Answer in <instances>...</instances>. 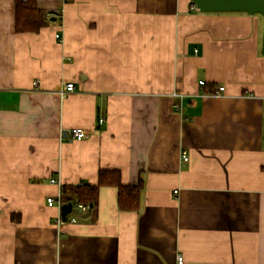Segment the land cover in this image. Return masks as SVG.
Here are the masks:
<instances>
[{
    "label": "crops",
    "instance_id": "0c3cea01",
    "mask_svg": "<svg viewBox=\"0 0 264 264\" xmlns=\"http://www.w3.org/2000/svg\"><path fill=\"white\" fill-rule=\"evenodd\" d=\"M15 1L0 0V264H264V17L37 0L48 24L18 33ZM102 170L143 182L138 211L105 186L58 225L47 197Z\"/></svg>",
    "mask_w": 264,
    "mask_h": 264
},
{
    "label": "trees",
    "instance_id": "16d2710c",
    "mask_svg": "<svg viewBox=\"0 0 264 264\" xmlns=\"http://www.w3.org/2000/svg\"><path fill=\"white\" fill-rule=\"evenodd\" d=\"M15 27L18 33L36 32L48 24L43 12L37 6V0L15 1ZM209 89H212L210 87ZM119 171L102 170L99 173L98 183L80 184L75 186L64 185L61 188L63 202L82 203L94 209L98 202L101 187H116L118 189V205L120 210L136 212L140 207V197L143 182L137 185H124Z\"/></svg>",
    "mask_w": 264,
    "mask_h": 264
},
{
    "label": "built area",
    "instance_id": "2783aa9c",
    "mask_svg": "<svg viewBox=\"0 0 264 264\" xmlns=\"http://www.w3.org/2000/svg\"><path fill=\"white\" fill-rule=\"evenodd\" d=\"M194 9H196L195 5L193 7ZM56 38H59L58 35H56ZM39 82H34L33 85L36 89H38L39 86ZM200 85L204 86L205 83L203 81L200 82ZM218 89V88H217ZM225 90L224 87L220 86L218 90L214 91V95H220L221 93H223ZM75 92V85L73 82H68L66 84L63 85V88L58 91V94L61 98L65 97L67 94L73 93ZM174 96H177V94H174ZM104 118H101L99 120L100 124H102L104 122ZM88 137L87 132L85 131V129L81 128V127H76V128H72L70 130V139L71 141H82L85 140ZM189 161V155L187 152H182V162L183 163H187ZM49 183L51 185H59L58 181L56 179H50ZM62 188V186H61ZM65 204V202H63L62 200V195L60 193L59 196L57 197H47L46 199V205L49 208H56L59 212L58 217V225H65L67 223L70 224H74L77 223L78 220L81 219V217H84L91 209L90 206L82 204V203H72V212L67 215L66 220L63 221L62 220V216H61V207L62 205ZM177 264H184V258L182 255H178L177 256Z\"/></svg>",
    "mask_w": 264,
    "mask_h": 264
},
{
    "label": "water",
    "instance_id": "95a60500",
    "mask_svg": "<svg viewBox=\"0 0 264 264\" xmlns=\"http://www.w3.org/2000/svg\"><path fill=\"white\" fill-rule=\"evenodd\" d=\"M192 2L200 13L245 12L264 17V0H192ZM261 52L264 55V33ZM72 206V202L62 205L60 212L63 221L72 212Z\"/></svg>",
    "mask_w": 264,
    "mask_h": 264
}]
</instances>
